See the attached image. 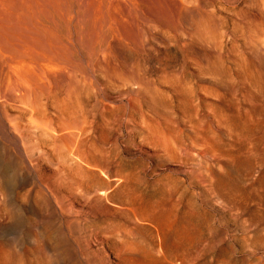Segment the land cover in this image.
Here are the masks:
<instances>
[{
    "label": "rangeland",
    "instance_id": "obj_1",
    "mask_svg": "<svg viewBox=\"0 0 264 264\" xmlns=\"http://www.w3.org/2000/svg\"><path fill=\"white\" fill-rule=\"evenodd\" d=\"M0 264H264V0H0Z\"/></svg>",
    "mask_w": 264,
    "mask_h": 264
},
{
    "label": "bare ground",
    "instance_id": "obj_2",
    "mask_svg": "<svg viewBox=\"0 0 264 264\" xmlns=\"http://www.w3.org/2000/svg\"><path fill=\"white\" fill-rule=\"evenodd\" d=\"M3 149V148H2ZM9 177V176H8Z\"/></svg>",
    "mask_w": 264,
    "mask_h": 264
}]
</instances>
